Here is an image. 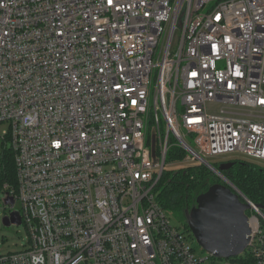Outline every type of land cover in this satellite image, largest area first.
Here are the masks:
<instances>
[{"label": "built area", "instance_id": "1", "mask_svg": "<svg viewBox=\"0 0 264 264\" xmlns=\"http://www.w3.org/2000/svg\"><path fill=\"white\" fill-rule=\"evenodd\" d=\"M2 123L28 245L0 264H201L157 184L264 162V0H0ZM248 203L250 244L224 264H264Z\"/></svg>", "mask_w": 264, "mask_h": 264}, {"label": "water", "instance_id": "2", "mask_svg": "<svg viewBox=\"0 0 264 264\" xmlns=\"http://www.w3.org/2000/svg\"><path fill=\"white\" fill-rule=\"evenodd\" d=\"M150 148L152 159L156 161L154 131L151 133ZM230 166L229 163H223L217 170L214 169L221 182L211 185L206 192L198 195L179 215L181 223L190 231L200 249L215 259L240 256L251 241L248 200L221 173ZM1 203L10 210L2 218V225L20 226V214L13 209L14 197L5 192ZM255 206L260 211L264 210V205Z\"/></svg>", "mask_w": 264, "mask_h": 264}, {"label": "trees", "instance_id": "3", "mask_svg": "<svg viewBox=\"0 0 264 264\" xmlns=\"http://www.w3.org/2000/svg\"><path fill=\"white\" fill-rule=\"evenodd\" d=\"M182 153H168L167 161L180 160ZM231 166L222 175L250 202L264 205V168L249 161L229 162ZM217 170V169H216ZM212 173L204 166H190L178 171L165 169L157 184L156 200L159 206L173 216L191 203V197L200 185L206 184ZM219 180V179H218ZM14 152L6 141H2L0 154V193L16 191ZM264 215V210L262 211ZM187 229V228H186Z\"/></svg>", "mask_w": 264, "mask_h": 264}, {"label": "rangeland", "instance_id": "4", "mask_svg": "<svg viewBox=\"0 0 264 264\" xmlns=\"http://www.w3.org/2000/svg\"><path fill=\"white\" fill-rule=\"evenodd\" d=\"M219 107H221V106L217 103H214V102H208L206 105L207 111L210 115H215ZM6 131H7V124L6 123L0 124V154H1V144L3 141V135ZM237 160H240V161L246 160L247 161V158H245L243 155L232 154V155H228V156H221V157L207 158L206 159L208 165L214 167L215 169H218V166L220 164L229 163V162H233V161H237ZM256 163H258V165H260L264 168V162L263 161H257ZM193 165H201V163L195 161V162H193ZM167 168H168L167 170H171V171H178L180 169H184L183 166H181L180 164H177V165L172 164L170 166L167 165ZM185 168H188V167H185ZM208 170L212 173L208 177V182H213L215 180L217 181L218 180L217 177L220 178L219 175H217V173L215 171H212L211 169H208ZM218 182L220 183L219 180H218ZM1 197H2V193H0V255H5L7 253L17 252V251H21V250L27 248L28 234H27L23 225L11 226V227H4L2 225V218L5 215H7L10 210L8 208L6 209L2 205ZM3 208H5V209H3ZM16 209H18V203H15V205H14V210H16ZM260 212L262 213V211H260ZM170 215L171 214H169V216ZM262 215H263V213H262ZM171 216H170V219H171L172 224L180 225L179 216H176V217L173 215H171ZM190 242L193 246L195 256L198 259L204 260L201 264H224V261L221 259H215V258L209 257L207 255V253H205L203 250L200 249V247L196 244V242L193 238L190 240Z\"/></svg>", "mask_w": 264, "mask_h": 264}, {"label": "flooded vegetation", "instance_id": "5", "mask_svg": "<svg viewBox=\"0 0 264 264\" xmlns=\"http://www.w3.org/2000/svg\"><path fill=\"white\" fill-rule=\"evenodd\" d=\"M214 183H219V182H218V180H217V181L215 180V181H213V182H208V181H207V183H206L205 185H204V184L200 185L199 188H198V189L194 192V194L192 195L190 201H191V202L194 201L198 195H200V194L206 192V191L208 190V188H209L211 185H213ZM3 209H5V208H3ZM6 209H7V208H6ZM13 209H14V208H13ZM9 212H10V211H9Z\"/></svg>", "mask_w": 264, "mask_h": 264}]
</instances>
